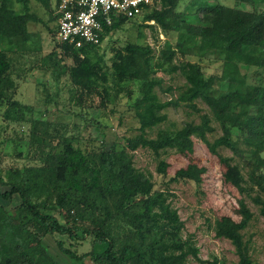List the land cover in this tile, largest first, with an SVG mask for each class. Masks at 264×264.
<instances>
[{
	"label": "trees",
	"instance_id": "1",
	"mask_svg": "<svg viewBox=\"0 0 264 264\" xmlns=\"http://www.w3.org/2000/svg\"><path fill=\"white\" fill-rule=\"evenodd\" d=\"M40 1L47 9L51 7L56 22L55 0ZM157 1L161 8L147 6L142 16L164 31L179 34L175 46L166 44L162 61L155 67L162 70L168 63L171 72L184 77L177 99H161L157 89L164 81L151 76L150 47L129 44L115 54L111 66L104 61L99 48L104 37L132 19L114 18L112 25L104 27L98 45L85 43L76 48L59 42L73 60L68 69L72 84L80 89L79 104L98 96L99 107H104L117 101L128 82L138 81L140 86V95L130 105L139 134L127 138V146L106 148L103 144L99 149L84 151L75 145L77 137L59 134L53 123L35 116L32 107L14 99V55L41 50L40 38L30 30V23L41 20L31 10L30 0H0L2 116L9 122L30 124V145L39 154L38 165L12 168L5 179L0 177V185L7 187L0 192V199L16 196L21 200L19 219L11 216L0 201V264H49L47 259L61 264L44 244L50 239L71 264H87V259L92 264H190V258L203 262L196 243L183 234L185 224L169 200L170 191L155 189L151 175L135 167L130 153L139 148L150 150L158 158L157 172L166 175L169 164L161 159L162 154L167 150L192 154L193 136L203 140L213 153L225 147L246 160L248 179L232 158H220L226 168L224 181L243 193L248 191L249 181L257 186L252 200L264 217V85L248 81L249 71L264 70V10L258 9L264 6V0H238L249 2L251 9L216 0L199 6L191 0L183 11H177L182 0ZM15 3L22 8L15 9ZM177 55L212 58L235 66L237 71L231 80L207 77L199 63H174ZM58 66L59 73L67 71L60 62ZM197 100L208 106L212 116L202 115L200 123L181 128L162 127L169 119V107L186 103L196 109ZM213 121L221 126L222 135L210 142L207 134L215 130ZM154 129L157 133L152 136ZM55 138L60 140L56 144ZM205 172L204 167L189 163L176 171L172 181L200 185ZM239 204L240 221L221 217L215 223V235L235 247L238 264H256L250 257V241L243 233L254 214L244 201ZM58 237L89 239L91 250L79 254Z\"/></svg>",
	"mask_w": 264,
	"mask_h": 264
},
{
	"label": "rangeland",
	"instance_id": "2",
	"mask_svg": "<svg viewBox=\"0 0 264 264\" xmlns=\"http://www.w3.org/2000/svg\"><path fill=\"white\" fill-rule=\"evenodd\" d=\"M30 1L31 10L41 20L38 23H30L31 32L40 38L41 50L36 53L24 52L14 55L16 64L13 79L17 85L14 99L32 107L35 116L53 123L59 134L77 137L75 145L84 151L99 149L103 144L106 148L127 146L126 139L140 132L138 120L130 110V105L140 95L139 82H128L124 85L117 101L107 103L104 107H99L100 98L98 96H90L84 104H79L77 97L80 95V89L72 84L68 69L73 65V60L56 40L55 31L51 32L56 26L52 18L51 7L47 9L40 0ZM190 1L182 0L177 11H183ZM194 1L199 6L210 2L209 0ZM216 1L227 6L237 4L241 8H252L249 2H244L245 0L242 3L238 0ZM153 6L157 9L161 8L159 1ZM14 7L20 10L22 5L15 3ZM258 9L264 10V6H259ZM178 40V32L164 31L155 21H144L141 16L127 21L119 30L106 35L99 48L104 61L111 66L115 54L129 44L150 47L153 65L151 76L163 79L164 84L157 91L161 99L167 101L178 98L180 89L184 87L185 79L180 72H171L168 63L162 70L156 71L155 67L162 61L161 57L166 44L170 43L175 46ZM44 60H46V65H43ZM183 61L199 63L207 77L217 76L231 80L234 71H237L235 66L212 58L201 59L177 55L174 59V63ZM58 62L66 66V72L59 73ZM248 75L250 83L264 85V70L252 69ZM195 105L196 109L186 103L169 107L166 110L169 119L162 127L181 128L188 123H200L202 115L212 116L205 103L197 100ZM4 111L5 109L0 107V177L3 179L7 177L9 169L39 164V154L30 145V124L9 122L2 116ZM211 125L215 130L207 134V138L213 142L222 135V129L216 121H213ZM156 133L157 129H154L151 135L155 136ZM238 134L236 131L235 135ZM192 140L194 141L192 154H181L175 150H167L162 154L161 159L169 164L166 175H160L157 172L158 158L153 152L144 148L130 151L135 167L151 175L155 189L170 191L169 200L178 210L185 224L183 234L185 237H191L196 243L199 256L203 261L199 262L190 258V264H213L216 260L217 264L239 263L235 247L229 240L217 238L214 227L216 221L224 216L240 221L239 203L241 200L254 214L243 232L245 240L250 241L251 260L256 264H264V217L252 200L257 193V186H253L249 181L246 185L248 191L243 193L227 184L224 181L226 168L220 158H232V163H237L248 179L247 170L249 168L245 164L246 160L236 156L225 147L218 148L217 153H213L208 145L196 136H193ZM58 141H60L58 138L54 139L55 144ZM262 157L264 158V153ZM189 163H196L206 169L201 184L196 185L191 181H172L176 171L186 167ZM261 173L264 174V169ZM6 189L7 187L0 185V192ZM0 201L11 216L19 219L18 207L21 200L18 197L15 196L7 201L0 199ZM59 239H65V245L79 254H85L91 250L89 239L84 241L66 240L67 237ZM44 244L57 262L71 264L69 259L62 256L54 240L50 239ZM47 261L53 264L49 259ZM86 263L92 264L90 259H87Z\"/></svg>",
	"mask_w": 264,
	"mask_h": 264
},
{
	"label": "built area",
	"instance_id": "3",
	"mask_svg": "<svg viewBox=\"0 0 264 264\" xmlns=\"http://www.w3.org/2000/svg\"><path fill=\"white\" fill-rule=\"evenodd\" d=\"M156 0H55L56 40L80 48L100 44L104 27L113 19L141 17Z\"/></svg>",
	"mask_w": 264,
	"mask_h": 264
}]
</instances>
